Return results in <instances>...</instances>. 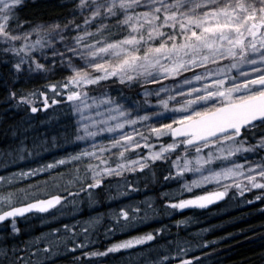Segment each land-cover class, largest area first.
<instances>
[{
  "label": "snow or ice",
  "instance_id": "1",
  "mask_svg": "<svg viewBox=\"0 0 264 264\" xmlns=\"http://www.w3.org/2000/svg\"><path fill=\"white\" fill-rule=\"evenodd\" d=\"M67 5L70 7L63 15L31 20L19 15L26 0H0V63L10 65L12 73L11 83L5 81L7 95L3 102L12 111L29 117L47 111V92L17 90L15 85L34 75L69 72L71 75L47 88L60 96V100L52 99L53 105L65 102L70 118L79 117L72 124L71 136L65 129L62 136L45 141L65 151L68 147L78 151L39 169L0 175V223L10 221V231L0 230V264H50L62 251L77 250L82 256L74 257L73 264H83L156 239V234L144 233L116 240L103 252L83 251L88 247L89 233L100 222L101 218L95 217L54 229L48 234L55 237L54 242L42 236L26 242L24 247L12 243L20 232L18 217L28 213L54 216L69 202L60 194L36 198L35 193L18 189L16 178L22 180L61 165L82 164L75 169L74 179L89 205L99 203L96 197L106 191V178L143 172L157 161L171 166L165 181L178 182L192 175L191 180L185 179L181 192L209 186L214 189L169 202V209H204L217 202L243 198L253 190L260 192L254 199L264 202V0H66ZM165 80L170 81V86L162 83ZM194 82L200 87L193 86ZM143 83L157 85L137 95L156 97L153 107L159 111L124 95L125 87ZM90 86L93 91L103 88L99 97L89 96ZM111 91L119 96L113 98ZM161 94L166 98L159 99ZM38 98L42 107L36 106ZM101 106L104 112L97 111ZM85 111L95 116H85ZM24 123L27 128L10 126L13 136L23 139L0 152V156L15 161L39 154L44 145L33 141L29 148L31 121ZM140 127L154 138L167 137L172 142L161 144L158 151L145 142L148 154L140 155L136 150L141 148V141L148 139ZM105 133L110 134L108 143H101ZM130 152L137 158L128 159L126 154ZM241 153L258 158L248 161L244 156L245 162L237 164L233 158ZM67 195L75 198L78 193ZM164 195L171 201L168 194ZM146 218L147 212L141 208H120L112 214L115 227L107 228L105 234H127L137 230ZM80 235L85 243H76ZM188 250L180 248L181 253ZM177 258L178 255H163L151 264H170ZM194 259L199 264V257ZM179 264H193V260L179 259Z\"/></svg>",
  "mask_w": 264,
  "mask_h": 264
},
{
  "label": "trees",
  "instance_id": "2",
  "mask_svg": "<svg viewBox=\"0 0 264 264\" xmlns=\"http://www.w3.org/2000/svg\"><path fill=\"white\" fill-rule=\"evenodd\" d=\"M69 7L70 5L66 6V0H35V3L32 0H26V6L20 10L19 15L24 19L31 20L48 19L65 14ZM89 30L92 31L93 29ZM75 34L73 33V35ZM88 42L90 43L91 41ZM48 55L51 56V53H48ZM8 58L10 57H5V59ZM41 62L44 63L43 60ZM199 70L196 69V71ZM47 75L42 80H25L16 84L15 88L17 90L24 88L38 92L44 91L47 92L51 102L52 99L60 100V96L53 95L52 90L47 88V85L55 84L63 80L65 76L71 75V73L56 71L54 75ZM11 80L10 65L0 63V150L7 151L10 146H16L19 140L23 139V136L14 137L12 127L19 124L27 128L28 125L24 121L30 120L31 127L28 128L27 133L29 148L32 147L33 141L44 146L39 150V156L32 162H28L29 164L33 162H41V165L54 163L69 153L78 151V148L72 147H68L65 151L53 146L50 142L45 143V141H50L51 137H60L65 134V129H67L69 136L72 134V124L79 117L72 115L70 118L69 109L65 106V102L57 105L50 103L47 111L31 114L30 117L11 109L10 112L6 111L5 107H10V105L3 102L4 97L7 95L5 81L11 83ZM104 87L110 88L111 86L104 85ZM155 88H157L156 84L148 83L133 86L130 89L125 87L124 95L140 101L144 107L152 111H159L158 107H153L157 104L156 97L149 96L146 98L143 95H137V93H142L145 89L151 91ZM102 91L103 88L96 91H93L91 86L88 88L90 97H99ZM110 94L113 98L119 96V93L115 91H111ZM165 98L164 94L159 97V99ZM145 100H147V104H144ZM88 103L91 104L92 101L89 100ZM121 103H125V101H121ZM97 111L104 112L105 108L101 106ZM92 113L94 112L85 111L84 115L89 116ZM111 115L115 116L116 113L112 112ZM163 122L167 123L169 121L165 120ZM155 126L158 125L155 124ZM90 130L96 131L95 128ZM141 131L144 132L148 139L147 141H141V148L136 150L140 155L148 154L149 149L143 147L145 142L154 146L152 150L158 151L161 144H167V142L171 141L167 137L154 138L150 136L145 127L141 128ZM47 146H50V150L45 152ZM84 146V144L80 145V147ZM126 155L128 159L137 158L133 152ZM244 156H247V160L254 158L252 155L241 153L238 154V158H233V160L244 163ZM174 157L172 156L171 159H174ZM112 164L113 161L110 160V165ZM78 167H82V164L61 165L45 172L52 176L59 175L66 182L67 191L64 189L59 194L67 197L69 202L63 206L62 211L56 212L55 217L46 223L43 222L48 217V214L45 213H33L25 216L27 218L22 217L23 219H20L17 224L20 232L12 243L24 247L26 242L34 241L38 237L48 236L54 229L62 228L63 224L71 226L77 224V222L88 221L101 214V220L96 226V230L89 233L88 247L83 251L97 250L103 252L105 245L110 241L105 234L108 228L106 220L108 216H105V214L110 208L116 210L121 199L120 191L116 188V184L122 178L130 180L128 177H132L137 178L136 181L139 186L137 199L140 200L143 195H149L153 202L151 208L154 209L151 215H155L151 223L140 227L139 233L151 231V233L156 234V239L146 245L135 247L133 250L109 254L105 257H94L90 262L84 261L83 264H151L152 261L163 255H178V258L172 259L170 264H179V259H192L193 264H197L195 257H199V264H264V202L245 196L241 199V204L236 207H229V201H227L207 210L191 209L187 210L186 213H176L168 217L165 203L175 202L176 199L197 195L204 191L194 189L189 194H182L181 186L185 183V179L191 178V174H187L185 179H179L178 182L175 180L165 181L164 177L169 174L171 166L168 163L157 161L143 172H125L123 177L106 178V191L96 197L99 203L89 205L88 197L85 193L79 192V185L74 179L76 175L75 169ZM132 181H135V179ZM68 192L78 193V195L73 198L67 195ZM164 194H168L171 197V201ZM109 196L113 197V199H108ZM245 200H251L253 203H245ZM214 210L219 211L217 219H205ZM184 216H186L188 225L180 222ZM189 217L191 221L196 222V225L189 220ZM8 222H5V224ZM157 229L162 231L157 234ZM79 231L80 229L77 228L78 233ZM61 236L65 240L67 239L63 232ZM48 238L53 242L55 241L54 236H48ZM76 243H85L82 235L78 236ZM180 248L189 250L181 253ZM76 256H82L81 250H77L75 253L62 251L51 259L50 264H73V259ZM39 258L41 257H33L34 260Z\"/></svg>",
  "mask_w": 264,
  "mask_h": 264
},
{
  "label": "rangeland",
  "instance_id": "3",
  "mask_svg": "<svg viewBox=\"0 0 264 264\" xmlns=\"http://www.w3.org/2000/svg\"><path fill=\"white\" fill-rule=\"evenodd\" d=\"M200 71V70H199ZM197 71V72H199ZM55 74V73H54ZM52 74V75H54ZM185 76L190 77L191 73H184ZM48 76L46 75H34L33 78L31 80H42V78ZM165 85H169L170 86V81L165 80L162 82ZM195 87H200L199 83L194 82ZM40 92H44V91H40ZM48 95V94H47ZM51 103V99L49 98V104ZM37 107H41V101L38 98L37 100ZM7 110V112H10L11 106L10 107H5ZM103 112V111H102ZM38 113V112H37ZM35 113V114H37ZM92 116H95V113L91 114ZM88 116V115H86ZM97 119H102V117H96ZM153 126H155V122H153ZM141 128H139V131H141ZM94 129V128H93ZM96 130V128H95ZM129 131H131V129H128ZM110 134L105 133L103 134V139L100 141L101 143H108V138H109ZM171 141L167 142L171 143ZM85 147V146H84ZM50 150V146L46 147L45 152ZM207 151V150H205ZM0 152H6V151H1ZM40 154V153H39ZM39 154H35L33 153L30 156H26L23 160H9L8 157L6 156H0V175H4V176H11L12 173H19V172H27L29 169H39L41 168L43 165H41V162H33L31 164H29L28 162H32L34 159H36ZM180 154V150H177L176 155ZM175 156V155H173ZM131 159H136V157L131 158ZM175 159V157H174ZM173 159V160H174ZM254 159L257 158H252V159H248V161H252ZM235 162V161H234ZM237 164H241L239 162H235ZM171 169V167H170ZM172 170V169H171ZM130 180H125V179H120L118 180L119 182L116 184V188L120 191V203L119 205H117L116 210H113L112 208H110L105 216L107 215L108 218L107 220V224H108V228H112L115 227V225L112 223V214L116 211H118L120 208H127L128 206H131L132 208H141L142 212L146 211L147 212V218L138 225V229L137 230H133V231H128L127 234H122L121 232H117L115 233L114 236L111 235H107V237L110 239L109 243L106 244L105 249L107 247H109L111 245V243L115 242L116 240H124V239H128L130 238V236H137V235H143L144 233H151V231H146V232H141L139 233L140 227L144 224H148L151 223V220L153 219V217H155V215H151V213L153 212V208H151L152 205V199H150L149 195H143L142 199L138 200L137 196H138V192H139V186H138V182L136 181L137 178H132V177H128ZM193 177L191 175V178L189 177L188 180H191ZM133 179H135V181H132ZM17 182H16V187L18 189H23L26 192H31V193H35L36 194V198H42V197H46V194H59L60 192H62L64 189H67V184L66 182L61 178V176L59 175H54L52 176L51 174L45 173V172H38L37 175L35 176H31V177H26L24 179H20L19 177L16 178ZM34 185H40L41 187L39 189L34 188L32 186ZM130 186V187H129ZM138 189V191H132V189ZM195 189V188H194ZM193 189V190H194ZM200 191H211L214 190L212 187H207L205 189H199ZM121 193H126V195H121ZM181 193V192H180ZM182 194H189V192H183ZM202 193H199L197 195H201ZM260 192L259 190H253L251 193H245V196L247 197H255L256 195H259ZM192 196H187L185 198L182 199H188L191 198ZM242 198H235V199H230L228 206L229 207H236L239 206L241 203ZM67 204V203H66ZM65 205V204H64ZM166 206V214L168 217H171L173 214H182V213H186L187 210H172L169 209L167 207V203H165ZM60 206H58L59 208ZM54 211V210H53ZM219 216V211L218 210H214L212 212H210L207 217L205 219H217L216 217ZM55 215H48V217L46 218L45 221H43L44 223H46L48 220H52V218H54ZM95 217H100L101 218V214L100 215H96ZM186 216H184V218H181V223H184L185 225H188V222L186 221ZM27 218V217H25ZM20 219L23 218H17L16 220V224H18V222L20 221ZM101 220V219H100ZM189 220L191 221V218L189 217ZM196 225L195 221H191ZM18 226V225H17ZM198 226V225H197ZM7 229L8 231H10V221L5 224L2 223L0 224V230H4ZM200 229V228H199ZM151 242V241H150ZM148 242V243H150ZM147 243V244H148ZM138 247V246H136ZM105 249L103 251H105ZM97 251V250H95Z\"/></svg>",
  "mask_w": 264,
  "mask_h": 264
},
{
  "label": "water",
  "instance_id": "4",
  "mask_svg": "<svg viewBox=\"0 0 264 264\" xmlns=\"http://www.w3.org/2000/svg\"><path fill=\"white\" fill-rule=\"evenodd\" d=\"M41 107H42V106H41ZM52 195H55V194H52ZM45 198H47V196H46V197L39 198V199H45ZM191 198H192V197H191ZM188 199H190V198H188ZM222 203H224V201L217 202L216 204H213V205H209L207 208H204V209H200V208H188V209H184V210H191V209L207 210V209H210V208L215 207V206H217V205H220V204H222ZM57 207H58V206H57ZM30 214H33V213L25 214V216L30 215ZM25 216H24V217H25ZM18 218H22V217H18ZM5 222H7V221H5ZM5 222H3V223H5ZM0 224H2V223H0Z\"/></svg>",
  "mask_w": 264,
  "mask_h": 264
}]
</instances>
